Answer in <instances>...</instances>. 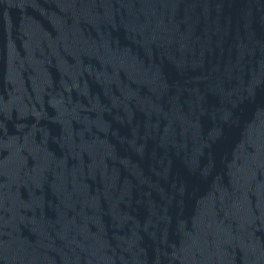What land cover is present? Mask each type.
<instances>
[{"label":"water","instance_id":"1","mask_svg":"<svg viewBox=\"0 0 264 264\" xmlns=\"http://www.w3.org/2000/svg\"><path fill=\"white\" fill-rule=\"evenodd\" d=\"M0 264H264V0H128L0 155Z\"/></svg>","mask_w":264,"mask_h":264}]
</instances>
